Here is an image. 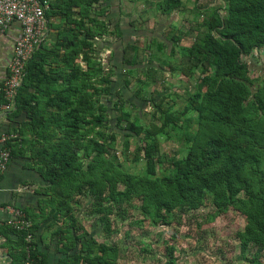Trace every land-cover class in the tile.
<instances>
[{"label": "trees", "instance_id": "16d2710c", "mask_svg": "<svg viewBox=\"0 0 264 264\" xmlns=\"http://www.w3.org/2000/svg\"><path fill=\"white\" fill-rule=\"evenodd\" d=\"M195 1L194 9L202 12L189 46L181 45L189 32L177 29L165 41L145 36L149 43L140 47L133 39L125 41L143 35L144 29L135 31L132 22L125 32L121 17L110 16V0H49L48 20L60 18L65 28L60 25L52 47L43 42L26 65L7 117L26 113L27 120L14 131L21 142L14 139L6 147L12 157L27 152L36 160L48 183L47 217L55 224L63 215L65 225L70 224L59 227L53 238L64 241L65 233L79 228L78 220L87 222L83 235L67 237L64 245L68 254L79 242L78 252L59 264H120L131 254L125 248H139L135 239L141 233L135 227L149 233L148 224L171 227L183 217L196 219L201 227L202 220L217 221L230 213L244 222L234 234L240 264H264V81L252 78L250 66L264 51V0ZM183 6L184 0H163L154 7L170 16ZM108 37L119 41L104 40ZM102 48L111 50L114 64L109 61V69L98 57ZM147 50H152L151 63L164 56L161 67L168 65L173 76L176 72L196 81L194 88L184 86L182 95L176 91L158 97L156 89H144L160 81L151 73L162 77L164 71L150 66L146 78L138 79L134 97L156 108L151 115L137 102L126 107L125 101V89L131 90L127 77L136 75ZM177 53L180 58L174 60ZM3 96L0 103L6 102ZM178 98L184 100L180 108L166 103ZM104 99L116 112L114 126ZM117 140L122 144L114 147ZM174 141L177 153L165 156L164 142ZM209 203L212 211L203 215L200 211ZM81 209L82 218L76 216ZM26 214L33 227L12 229L20 246L12 264H26L27 248L33 264H49L38 249L34 220ZM28 232L33 234L30 244L25 242ZM171 242H162L165 259L177 264L185 253L175 256L178 249ZM151 244L139 248L144 258Z\"/></svg>", "mask_w": 264, "mask_h": 264}, {"label": "rangeland", "instance_id": "374dc122", "mask_svg": "<svg viewBox=\"0 0 264 264\" xmlns=\"http://www.w3.org/2000/svg\"><path fill=\"white\" fill-rule=\"evenodd\" d=\"M163 0H124V5L121 8L128 9L127 11L124 10V14L121 15L117 12L119 17H122L125 20V24L123 25V30L125 32H129V25L134 22L136 27L134 28L135 31L139 29H144V35H140L141 32H137L136 37H130L126 39V44L129 41H137L140 47H146L149 43L146 37H158V39L166 40V37H171L174 33L177 34V29H181L185 32H189L186 39H184L181 45L189 46L191 42H193L194 37L196 35V28L194 27L196 24L197 14L202 12L201 10H195L196 1L195 0H184V6L179 10L171 14L170 16H163L159 10L156 9L157 3L162 2ZM153 5V7H151ZM112 10V7H110ZM117 8L114 7L113 11H116ZM118 11V10H117ZM113 14H116L113 12ZM137 20V21H136ZM136 21V22H135ZM137 23H139L137 25ZM146 36V37H145ZM165 37V38H164ZM109 38V39H108ZM104 40L111 41L112 43H116L119 41V38L112 40V38L108 37ZM132 41V43H133ZM151 43H155V41H150ZM170 46L165 50L166 56L170 51ZM154 50L155 47L152 46ZM110 49L102 48L98 55L100 61L104 64L106 69H109V61H110ZM152 50H147L145 54L146 61L140 69L136 71L135 76L128 75V79L131 80L130 88L131 90H126L127 99L125 100L126 107L133 102H137L134 97L135 90L138 89V79H145L146 75L149 73V67L154 65L158 67L159 70H163L164 73L161 77V73H151L152 79H160L157 85H150L148 89H144L147 92H152L154 89L159 92L158 97H162L164 95H168L170 93H174L178 91L181 95L183 94V87L194 88L196 81L192 79L186 78V76H180L175 72L173 76L172 71L168 65L161 67L162 61L166 58L159 57V60L154 61L151 63L149 61L150 54ZM161 56V54H159ZM179 53L176 54L174 60L179 59ZM167 60V59H166ZM114 60L110 61L111 64H114ZM175 64V61H173ZM264 51L261 54L256 55L254 58L251 59L250 66L252 68L253 73L252 78L260 77L259 82L264 81ZM113 66V65H112ZM115 78L117 76L115 75ZM143 89V87H142ZM143 90V91H144ZM149 93V97H150ZM150 99V98H149ZM160 99V98H159ZM111 100H116V98L112 97ZM168 104L173 105L175 104V108H180L184 100L182 99H166ZM104 102L111 108L112 120L110 122L111 126L115 124V116L116 112L112 109V104L109 99H104ZM138 106L141 108L142 112H146L147 114L151 115L156 108L151 105L148 101H143L142 103L137 102ZM140 111V110H139ZM134 113V112H132ZM121 145L122 142L117 140L114 147L117 145ZM135 144V142H133ZM134 147V146H133ZM164 154L165 156L171 157L177 153L179 149V143L177 141L174 142H164L163 144ZM120 156V154H119ZM135 166V165H134ZM85 207L89 205L87 201ZM85 210H79L76 215L83 217ZM86 211L87 208H86ZM211 205L209 203V207L206 209L201 210L200 212L203 215H208L211 212ZM133 213V211H132ZM88 215V214H87ZM193 215V214H191ZM140 217L137 216L136 219ZM242 217H238L233 213L227 214L226 216L217 217V221H206L202 220V226H197V220L191 219L189 217H183L180 221L175 220L173 226L171 227H153L152 225L146 227L149 233H144V230L141 226L133 228L137 233H141L140 236L136 237V241L138 242V246L140 249L144 248L143 243L148 242L152 243L149 249H153L149 251L146 249L149 254L144 259H141V252L140 249L130 248L126 250H131V254L128 256L127 259H122L120 264H167V259H165L167 252L166 245L162 243L165 240L172 241L171 243H175L178 249V252H175V256H179L180 252L182 251L185 253L184 257H182L181 261L177 264H240V261L237 259L239 257V250L235 248L234 242V234L235 232L242 228L244 222ZM232 220V222H231ZM181 222V223H180ZM87 223V222H86ZM88 225V224H87ZM90 230L91 228L88 227ZM197 231V232H196ZM120 232H123L120 231ZM224 235V236H222ZM229 235L228 237H225ZM202 237V238H200ZM121 249H124V246H121ZM202 249V251H200ZM130 252V251H129ZM137 253L140 254L139 258H133L134 255Z\"/></svg>", "mask_w": 264, "mask_h": 264}, {"label": "crops", "instance_id": "0c3cea01", "mask_svg": "<svg viewBox=\"0 0 264 264\" xmlns=\"http://www.w3.org/2000/svg\"><path fill=\"white\" fill-rule=\"evenodd\" d=\"M109 5L112 7V10L110 8V16H114L118 18V20L119 15H117V12L119 13L121 10L122 14H124V10H128L125 9V7L121 8L124 5V0H110ZM114 7H116L118 11H113ZM113 12L116 14H113ZM121 19L122 23H124L125 20L122 17ZM62 22L63 21L60 18H52L49 21L48 33L45 36L43 43L45 47H52L53 42L57 40L61 31L59 26L62 25ZM63 28L65 27L63 26ZM21 36L22 27L19 23L12 24L4 33L0 34V86L9 75V65L14 57L16 42L21 38ZM26 120V113H23L21 116L12 120H10L7 115H0V137L5 138L3 143L0 144V152L3 148L9 149L6 147L7 143L13 142L14 139L21 142V134L18 135L17 132L14 133V131L22 129L24 126L23 123H25ZM25 148H27V145ZM29 154L30 153L25 152V155L18 154L14 157L11 156L9 163L0 172V205L12 206L23 211L25 210V213L32 216L34 226L37 227L35 237L38 249L48 257L49 264H59L62 259L67 257V255L78 252V248H80L81 243L78 242L77 248L75 250H70L68 254L63 252L66 250L64 245L67 243V237L78 238L79 235L82 236L84 231L81 230V227H84L86 223L83 220L77 221L79 228L77 229L75 227V229L71 230L72 233H70L73 237L65 233L64 241L61 236L59 238H53V233L59 229V227L66 228V226L69 227L70 224L65 225L67 221L63 215L60 216L59 222L55 224L52 223L53 217H47L48 214L45 213V211H50L45 203V201L49 199V196L45 193L48 183L44 180L42 174L40 173L36 160L32 161ZM76 216L79 217L78 215ZM8 219V216H3L2 214L0 224L1 264H12V257L19 251L20 247L17 246L19 244V236L17 233L13 232L15 229L6 224ZM141 257L144 258V256Z\"/></svg>", "mask_w": 264, "mask_h": 264}, {"label": "built area", "instance_id": "2783aa9c", "mask_svg": "<svg viewBox=\"0 0 264 264\" xmlns=\"http://www.w3.org/2000/svg\"><path fill=\"white\" fill-rule=\"evenodd\" d=\"M49 7V0H0V34L14 23H19L22 27V36L16 42L14 57L9 65V76L0 86V93L4 94L6 101L0 103V115H7L13 110L17 93L25 77L26 65L36 48L44 42L48 33ZM4 140L5 138L0 137V144ZM10 157L11 150L3 148L0 152V172L9 163ZM2 214L9 217L6 224L13 229L27 232L33 227L27 214L19 208L0 205V224ZM32 240L33 234L28 232L25 242L30 244ZM26 251V264H33L30 249L27 248Z\"/></svg>", "mask_w": 264, "mask_h": 264}, {"label": "clouds", "instance_id": "9594fccd", "mask_svg": "<svg viewBox=\"0 0 264 264\" xmlns=\"http://www.w3.org/2000/svg\"><path fill=\"white\" fill-rule=\"evenodd\" d=\"M49 21V20H48ZM49 24V23H48Z\"/></svg>", "mask_w": 264, "mask_h": 264}]
</instances>
